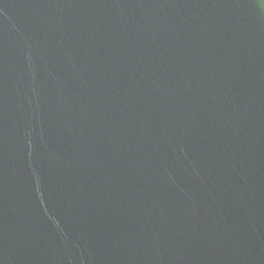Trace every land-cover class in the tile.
I'll return each mask as SVG.
<instances>
[{
	"label": "water",
	"instance_id": "water-1",
	"mask_svg": "<svg viewBox=\"0 0 264 264\" xmlns=\"http://www.w3.org/2000/svg\"><path fill=\"white\" fill-rule=\"evenodd\" d=\"M0 264H264V0H0Z\"/></svg>",
	"mask_w": 264,
	"mask_h": 264
}]
</instances>
